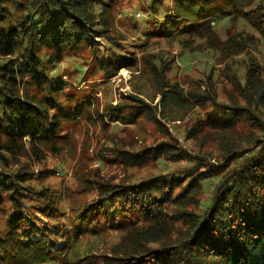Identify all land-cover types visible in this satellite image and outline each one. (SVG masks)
<instances>
[{
    "label": "trees",
    "instance_id": "16d2710c",
    "mask_svg": "<svg viewBox=\"0 0 264 264\" xmlns=\"http://www.w3.org/2000/svg\"><path fill=\"white\" fill-rule=\"evenodd\" d=\"M213 1L173 0L170 8L174 13L163 21L169 34L180 29L187 35L196 32L206 45L220 52L222 60L260 39L264 45V0H229L233 2L230 19L243 20L258 35L238 33L225 39L214 33V22L203 10ZM161 2L151 0L152 8ZM114 6L115 0H0V208L8 204L6 227L0 232V264L55 263L58 259L71 264L68 237L63 236L59 222L49 226L31 218L33 212L24 198L33 196L40 205L44 203L41 210H48L49 219H54L58 207L50 197L55 194L45 191L41 183H36L37 191L30 189L32 178L42 179L44 171L36 177L21 171L25 165L20 156L28 149L39 165V154L63 138L69 123L81 118L95 122L93 114L101 119L100 111L110 120L123 116L119 105L101 109L97 97L69 103L74 96L64 92L65 81L46 73L49 63L58 64L66 54L74 57L86 47L94 70L115 75L125 59L109 57V51H115L117 45L105 47L104 42L95 40L109 42ZM200 13L208 17L204 19ZM166 68L162 61L149 67L158 84L162 107L170 103L190 105L198 97H209L191 91L187 95L178 81L169 82ZM263 68L256 62L247 68L243 84L246 101L242 106L218 101L212 106L214 113L225 117L209 124H219L216 128L227 135L240 121L249 124L251 130L239 135L246 145L234 146L232 137L226 139L227 159L219 167L201 163V169H189L194 157H188V164L152 176L151 181L94 186L97 199L76 210L69 222L75 224L96 212L103 218L78 223L75 238L83 230L94 234L102 223L105 230L122 231L120 243L109 249L115 263L91 256L78 257L72 264H264ZM128 97L135 102L131 105L133 113H147L153 122L160 123L151 114L156 112V104L132 94ZM232 116L237 119L236 125L231 123ZM150 151L153 153L142 154L137 162L148 163L155 156L175 160L179 156L175 147L164 142ZM208 177H212L211 191L203 200L198 193ZM113 217L118 219L111 225ZM58 242H63L60 247Z\"/></svg>",
    "mask_w": 264,
    "mask_h": 264
},
{
    "label": "rangeland",
    "instance_id": "374dc122",
    "mask_svg": "<svg viewBox=\"0 0 264 264\" xmlns=\"http://www.w3.org/2000/svg\"><path fill=\"white\" fill-rule=\"evenodd\" d=\"M173 6V0H162L154 8L151 0H115L111 21L108 19L111 24L108 28L109 42L95 38L99 43L104 42L105 47L115 48L117 45L115 51H109L112 53L110 58L122 56L125 59L115 75L94 70L91 52L86 47L76 56L66 54L60 63H49L46 68L49 77H61L65 81L64 92L74 96L69 103L97 97L101 109L119 105L123 115L110 120L107 113L100 111L101 119L96 113L93 114L95 122L81 118L69 123L64 128L63 138L54 143L53 148L44 147L39 154L42 157H38L39 165L32 160L36 156L28 149L25 155L20 156V162L25 165L21 171L31 173L33 177L39 175L40 170L44 171L42 179L32 178L30 189L37 191L39 187L36 183H41L45 191L55 194L50 197L54 198L58 207L54 219H49L48 210H41L44 203L40 205L33 196L24 198L27 208L33 212L31 218L49 226L51 222H59L60 231L64 237H68L66 247L71 255V264L78 257L86 259L91 256L96 260L115 263L114 254L109 249L111 251L120 243L122 231L116 228L105 230L102 223L94 234L83 230L75 238L78 223L103 218L96 212L88 213L85 220H78L75 224L69 222L76 210L97 199L94 186L102 183L134 185L144 183V179L151 181L152 176L188 164L185 161L188 157H194L189 169H201V163L219 167L227 159L225 154L229 144L226 139L232 137L234 146L246 145L239 135L251 130L249 124L240 121L227 135L216 128L219 124L209 122L224 121L222 113L212 111L217 101L227 106H242L245 103L243 84L247 68L251 62L264 66L262 40L222 60L220 52L206 45L204 38L196 32L187 35L180 29L169 34V28L163 21L168 14L174 13L170 8ZM204 9L209 13V20L214 22V33L221 39L238 33L258 35L243 20L230 19L233 2L229 0H214ZM215 11L218 13L214 14ZM160 61L163 66L167 65L165 76L169 82L178 81L187 95L191 91L192 94L195 92L199 96L209 97H198V101L190 105L170 103L162 107L158 84L149 71L151 63L159 66ZM131 94L156 104V112L151 114L156 115L160 123L153 122L147 113H133L131 105L135 102L128 97ZM208 113H211L209 117ZM215 116L219 118H213ZM231 123L236 125V117L232 116ZM163 142L177 149L179 156L175 160L155 156L148 163L137 162L142 154L148 152L147 155H150L153 153L150 151L152 147ZM211 178L203 180L199 190L198 196L203 200L208 198L211 191ZM7 207L8 204H3L0 208L1 233L6 227ZM117 219L113 217L111 225ZM62 243L57 244L60 247ZM42 264L66 263L58 259L55 263Z\"/></svg>",
    "mask_w": 264,
    "mask_h": 264
}]
</instances>
